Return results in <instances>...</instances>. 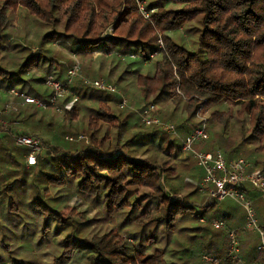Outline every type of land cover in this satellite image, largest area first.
Segmentation results:
<instances>
[{"label":"trees","instance_id":"obj_1","mask_svg":"<svg viewBox=\"0 0 264 264\" xmlns=\"http://www.w3.org/2000/svg\"><path fill=\"white\" fill-rule=\"evenodd\" d=\"M142 1L148 17L139 11L137 0H0V89L15 88L48 100L51 90L45 84L47 75L64 80L72 65L61 49L52 45L65 39L81 65L70 90L81 101L92 103L86 106L87 121L77 129L72 125L81 111L78 100L70 94L58 100L63 122L68 125L63 123L59 131L70 133L65 140L76 147L60 152L45 176L49 187L44 188L43 198L51 188L54 196L43 199L34 183L40 158L36 167L30 166L31 171L25 172L31 175L28 200H32V210L43 214L42 239L50 226L54 232V264H208L201 260L203 254L227 264L231 260L226 232L240 229L244 223L245 213L238 204L220 203L219 207L216 200L205 201L198 193L202 172H196L195 178L191 177L194 180L186 177L184 183L178 182L180 166L172 159L180 154L182 138L146 129L139 112L153 103L156 115L158 112L164 121L179 123L184 138L187 132L183 124L192 121L199 108L210 110V121L227 125L234 120L239 125L241 141L224 150L227 158L244 155L249 140L257 144L254 154L264 153V0ZM20 11L43 32L33 42L38 50H29L9 69L2 53ZM110 25H114L113 32L103 34ZM151 55L156 57L144 67ZM82 77L102 78L118 85L134 110H120H128L120 118L122 113L113 110L120 97L90 89ZM4 96L0 93V109L11 103L9 96ZM12 100L18 107L10 119L24 123L16 130L39 137L45 110ZM181 104L184 107L178 112ZM222 104L226 109L218 110ZM104 126L105 132L98 135ZM110 131H115L113 144L103 150L99 147L110 140ZM79 135L83 138L78 139ZM206 148L215 150L212 145ZM187 157L195 169L193 155ZM252 164L264 176V160L256 159ZM9 170L15 179L5 184L4 191L8 192L16 183L21 188L26 177L13 166ZM38 171L41 176L42 169ZM72 187L102 209L107 218H119L117 226L87 218L84 210L67 213ZM183 188V196H177ZM245 189L247 195L254 194L256 217L264 231L259 194L248 185ZM13 210L18 212L15 203ZM213 219L222 220L224 229H214ZM97 221L100 230L87 236ZM239 240L240 254L247 264H264L257 232L240 230ZM19 263L27 264L23 260Z\"/></svg>","mask_w":264,"mask_h":264},{"label":"rangeland","instance_id":"obj_2","mask_svg":"<svg viewBox=\"0 0 264 264\" xmlns=\"http://www.w3.org/2000/svg\"><path fill=\"white\" fill-rule=\"evenodd\" d=\"M12 31L10 33V37L8 39V43L6 44V50L2 53L4 54L6 66L9 69H12V65L16 62L22 59L29 50L36 51L38 50V45L33 43L35 39L38 38L39 33L43 30H41L37 23L35 24L34 20L28 16L27 14L20 11L19 15L13 20V26H10ZM60 30V29H59ZM114 30V25L108 26L103 34H111ZM41 32V33H42ZM187 41L190 40V37L183 31L180 32ZM31 40V42H29ZM31 43V44H30ZM189 43V42H188ZM18 44V45H16ZM53 46H56L61 49V52H63L66 56V59H70L71 63H73L75 60L79 61L80 59L78 55L71 51L69 46H71L70 41L65 39H60L52 44ZM15 47V48H14ZM22 48H25L22 51ZM117 51L116 53H118ZM29 55V54H28ZM119 57H123V54L119 52ZM135 56H131V58H134ZM156 56H153L151 61L144 65H150L153 62V59ZM71 66V65H70ZM70 66L68 68H70ZM81 69V65H80ZM130 77V76H128ZM102 79V78H101ZM131 81V78H128L127 81ZM72 85V84H71ZM117 90L119 91V95L126 98L128 101V110H134L133 105L130 104L128 98L126 97L124 91L117 85H115ZM70 94L75 97V99L78 100V103L80 104L81 111L79 112V116L77 121L72 125L73 128L79 129L84 125V122L87 121L88 115H85L87 109L86 106H92V103L89 101H81L80 96H77L73 91L68 92L66 95ZM118 95V96H119ZM6 96H9L11 103H8L10 106L9 110H4L5 106L0 109V116H4L3 119H5V122H8L6 126L10 129V131L13 129L14 132H11V134L14 136L15 134L22 133L21 130L17 129L19 126L23 125L24 123L18 120L10 119L9 115L14 111L13 107H18V102L12 100V95L6 94ZM5 97V96H4ZM113 100V99H112ZM73 101V99L71 100ZM21 104V103H20ZM56 106L58 110H56V107H50L43 109L45 110L43 114V119L40 122V128H39V137L41 138L43 142V149L40 151L38 158H40V163L35 168L36 174L33 176L34 183L38 186V190L41 192L42 198L43 194L45 192L44 188L49 187L46 179V175H48L52 170L50 169L52 164H55L56 161H58V155L60 152H63V150H66L68 148L74 149L76 147L74 144H69L66 140V136H71L70 133L67 132H60V127L64 123L63 122V110L60 107L59 103ZM184 107V104L180 105V109L178 112H181V109ZM114 112L119 114V112L122 113L120 115V118L124 117V114L127 113L128 110L120 111L127 109H120L119 108V101L114 103ZM218 110H225L226 106L224 104L218 105L216 107ZM199 110V111H198ZM195 113V117L192 121H187L183 124V127L185 128L186 132L188 133L191 131L193 127H196L197 125H200L201 123L205 124L206 130L208 132L209 138L204 142H196L193 144V148L197 150H209L206 147L207 146H214L213 149L217 150L220 149L222 153L224 154V150L228 148L235 147L240 141H241V135L238 133L239 125L235 123L234 120H229L227 122V125H224L222 122L217 121H210L209 113L210 110L204 112L200 108ZM212 110V109H211ZM85 115V116H84ZM156 115V113H155ZM158 115V112H157ZM156 115V116H157ZM159 119L164 121L161 116H157ZM84 118V121L82 120ZM2 119V120H3ZM195 119V121H194ZM4 121V120H3ZM167 122L171 123L175 129L176 133L171 134L165 132L168 136H177L181 137L183 141V133L181 132V128H179V123L173 122L170 119L166 120ZM66 126L67 123H64ZM1 127V124H0ZM146 129L152 130L157 129L155 127H147ZM106 130V127H102L99 131L98 135H102ZM158 130V129H157ZM159 132H164L161 130H158ZM115 132V131H113ZM110 131V134L108 136L110 137V140L105 141L100 145L99 148L103 150L109 149V145H112L114 140V133ZM186 134V133H185ZM11 135V136H12ZM13 136L11 137L13 140ZM169 140V139H168ZM99 141V139H98ZM14 142V141H13ZM167 143V140L165 141V144ZM246 151L244 152V155H238L239 157H244L246 160H248L251 164L254 160H264V153L259 152L258 154H254L253 148L257 146L255 142H251L250 140L246 143ZM211 151V150H210ZM141 151H138L136 155H139ZM191 154V152H185L181 148L180 154L178 157H175L172 159L173 163H175L177 166H180L179 171L176 172L177 176H179L178 182L184 183L185 178L193 179L195 178L196 172L200 174L202 170L200 167L197 166L194 169L193 167V161L192 159H189L187 157V154ZM257 153V152H256ZM226 156V155H225ZM37 158V161H38ZM231 158V157H230ZM53 161L52 163L50 162ZM196 161V160H195ZM49 162L48 165L41 166L42 163ZM160 166V163L158 164ZM42 169L41 176L39 175V171ZM253 166V164H252ZM194 178H191V177ZM29 179H31V175L28 176ZM42 177L40 180L39 178ZM20 178V177H19ZM28 179V182H30ZM12 180V178L10 179ZM201 181V180H200ZM200 183V182H199ZM31 185L26 184L23 185V187L18 189V183H16L13 187V190L11 193L6 195L0 194V264H20L19 261L23 260L27 264L33 263V264H54V255L52 253L55 252L54 249H52V246L55 244V238H54V232L52 231V227L50 226V230L48 233L44 234V239H42L41 234V221L40 219L43 218V214L38 215L32 210V200H28V198L31 196V191L29 190ZM2 189V185H0V190ZM51 190L44 195V198L50 196H54V190ZM61 189V193H62ZM16 191V192H15ZM183 191L185 192V188L182 189L180 193L177 194V196H183ZM198 193H201L199 190V184L197 188ZM204 196V199L206 198L204 194H201ZM13 199V204L15 203V206L18 208V212H14L15 210L11 211V208L13 204H11V199ZM43 198V199H44ZM49 199V198H48ZM69 202L68 207L66 209V212L69 213L70 210H74L73 213L76 214V212H82L83 210L84 215L87 216V218H94L95 220L100 219L105 222H107L110 226H117L119 222V218L116 216H113L111 218H107L104 211L102 209L96 208L92 204L89 203V201H86L84 197L79 195L75 191V187H72L70 190V195L68 197ZM204 199L202 201H204ZM206 201V199H205ZM232 202H224L223 205H231ZM90 205V208L88 206ZM220 203L217 204V206L220 207ZM224 207V206H222ZM203 223V222H202ZM101 228V225L98 224V221L93 225V227L86 233L88 236H92L93 233H96ZM63 235H60L59 237H62ZM124 236V234H122ZM58 238V237H57ZM21 246V247H19ZM40 248V249H36ZM50 248V250H46ZM18 261H15V260ZM202 260V259H201Z\"/></svg>","mask_w":264,"mask_h":264},{"label":"built area","instance_id":"obj_3","mask_svg":"<svg viewBox=\"0 0 264 264\" xmlns=\"http://www.w3.org/2000/svg\"><path fill=\"white\" fill-rule=\"evenodd\" d=\"M139 11L144 17H148V13L144 8V1L137 0ZM159 46L162 47V42L159 40ZM155 55H151L152 57ZM80 75V63L75 60L70 68L67 70L66 78L64 80L56 79L52 75H47L45 84L51 90V94L48 100L44 101L40 98L21 92L15 88L4 90L6 94L12 95L21 104H33L38 108L46 109L50 107H56L58 100L63 98L68 92L73 79ZM82 80L86 86L92 90L105 91L119 95V91L115 85L105 81L104 79H93L88 77H82ZM2 89H0L1 91ZM119 108H128V101L123 96H120ZM9 104H6L4 110H9ZM14 111L16 107L12 108ZM56 110L57 107H56ZM156 107L153 103L149 104L142 111L139 112L140 120L147 127H155L158 130L175 134V127L167 122L162 121L155 115ZM199 111V110H198ZM1 114V113H0ZM0 116V137L1 134H6L10 137V129L8 128L6 120ZM12 135V136H11ZM83 138L79 135L78 139ZM209 138L205 124L201 123L196 127H193L189 131L182 141V149L185 152H191L196 164L202 170V178L199 183V190L201 194H204L206 200H216L218 203L234 202L241 206L245 213V219L240 229H228V251L227 255L230 258V263L227 264H246L245 260L240 254V240L239 231L246 230L251 232H257L260 238L258 245L259 249H264V231L260 227L256 210L254 208L253 199L247 195L246 186L248 185L252 189L256 190L259 194V198L264 206V176L259 168H253L252 164L244 157H231L227 158L220 149L217 150H197L193 148V144L196 142H203ZM68 140H73L72 137H67ZM14 144L18 147L26 149L25 163L27 167L38 164L37 158L43 149V142L39 137L33 135H25L18 133L13 136ZM201 222H205L201 219ZM211 226L214 229H224L225 224L222 220L213 219ZM202 260L208 264H223L222 261L212 255L203 254Z\"/></svg>","mask_w":264,"mask_h":264},{"label":"crops","instance_id":"obj_4","mask_svg":"<svg viewBox=\"0 0 264 264\" xmlns=\"http://www.w3.org/2000/svg\"><path fill=\"white\" fill-rule=\"evenodd\" d=\"M0 93L5 94L6 96L4 90H1ZM11 132H14V130L12 129ZM3 136L4 138L0 140V185H2L0 194L8 196V194L11 193L12 190H10L9 192L4 191L5 184L15 179L14 176H11L14 174L10 173L9 175V171H10L9 169H11V166L15 167V169L19 171V174L23 173L24 176H26L24 182H21V188L23 187L22 185H25V187L26 184L30 185V182H28L29 179L28 176L30 175L27 176V173L25 172L31 171V168L27 167L25 163V154H26L25 148L16 146L12 138L6 136V134H1V137ZM11 178L12 180H10ZM30 180L31 179H29V181ZM252 194H253L252 192L251 194L249 193V195H251L250 197L254 201L255 197H253L254 194L253 195Z\"/></svg>","mask_w":264,"mask_h":264}]
</instances>
